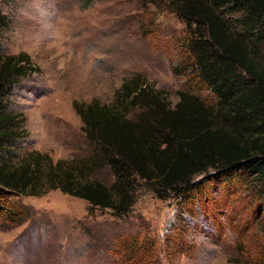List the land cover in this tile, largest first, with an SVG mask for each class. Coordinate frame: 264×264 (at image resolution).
Masks as SVG:
<instances>
[{"label": "rangeland", "instance_id": "obj_1", "mask_svg": "<svg viewBox=\"0 0 264 264\" xmlns=\"http://www.w3.org/2000/svg\"><path fill=\"white\" fill-rule=\"evenodd\" d=\"M0 11L10 20L0 33V54L23 52L37 69L19 81L8 99L9 110L25 119L27 134L16 150L18 157L33 150L55 161L91 156L94 145L73 103L111 104L124 81L136 74L163 91L173 107L180 92L215 105L214 96L194 81L190 69L185 75L175 74L188 66L190 36L185 22L167 4L0 0ZM226 17L233 32L245 33L240 13ZM253 54L264 71V46ZM138 112L132 111L130 118ZM256 138L248 136L251 141ZM95 176L109 185L114 182L108 169ZM251 178L234 179L221 192L209 189L211 224L201 216L176 218L175 202L161 200L145 188L139 189L124 217L110 209L90 211L89 202L60 190L20 197V221L0 217V264H152L154 257L143 260L141 251L125 252L122 240L118 242L124 256L110 259L118 237L129 239L150 230L163 247L168 238L174 250L163 254L159 264H238L264 258V199L255 194L259 188Z\"/></svg>", "mask_w": 264, "mask_h": 264}, {"label": "trees", "instance_id": "obj_2", "mask_svg": "<svg viewBox=\"0 0 264 264\" xmlns=\"http://www.w3.org/2000/svg\"><path fill=\"white\" fill-rule=\"evenodd\" d=\"M141 1L167 4L185 22L190 36L188 66L175 74L185 75L190 69L194 81L214 96L215 105L180 92L173 107L163 91L136 74L124 81L111 104L73 103L83 132L94 145L91 156L55 161L33 150L18 157L16 150L27 134L25 119L9 110L8 99L19 81L37 69L23 52L0 54L3 219L20 221L24 208L17 201L20 197H41L54 190L86 200L90 211L110 209L116 217H124L136 203L139 189L145 188L161 200L175 202L176 218L201 216L208 224L209 189L220 191L234 179L252 177L250 183L259 188L255 194L264 199V71L253 54L264 46V0ZM228 13L241 14L238 21L244 34L232 31ZM9 26L8 16L0 11V33ZM135 109L138 114L130 118ZM249 135L257 138L251 141ZM104 169L114 177L111 185L95 176ZM174 228L175 222L170 232ZM118 238L110 257L114 262L124 256L123 242L125 252L141 251L143 260L154 257L152 264L174 251L168 238L163 247L151 230ZM238 264H264V258Z\"/></svg>", "mask_w": 264, "mask_h": 264}]
</instances>
